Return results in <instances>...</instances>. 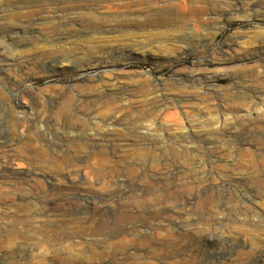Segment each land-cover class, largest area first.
<instances>
[{
  "label": "rangeland",
  "instance_id": "1",
  "mask_svg": "<svg viewBox=\"0 0 264 264\" xmlns=\"http://www.w3.org/2000/svg\"><path fill=\"white\" fill-rule=\"evenodd\" d=\"M263 150L264 0H0V264H264Z\"/></svg>",
  "mask_w": 264,
  "mask_h": 264
},
{
  "label": "bare ground",
  "instance_id": "2",
  "mask_svg": "<svg viewBox=\"0 0 264 264\" xmlns=\"http://www.w3.org/2000/svg\"><path fill=\"white\" fill-rule=\"evenodd\" d=\"M171 1V0H170ZM98 2V1H97ZM113 2V1H112ZM111 2V3H112ZM187 2V1H186ZM211 2V1H210ZM104 3H106L105 1H104ZM182 3V2H181ZM206 3V2H205ZM216 3V2H215ZM99 4V3H98ZM107 4H108V2H107ZM105 5V4H104ZM178 5V4H177ZM190 5V4H189ZM212 6V4H210L209 3V6ZM215 5V4H214ZM216 5H218V4H216ZM112 6V5H111ZM107 7H109V6H107ZM97 8H99V7H97ZM104 8V7H103ZM101 9H102V7H101ZM110 10V9H109ZM193 10V9H192ZM201 10H203V9H201ZM193 12V11H192ZM178 13V12H177ZM202 14V13H201ZM176 15V14H175ZM200 15V14H199ZM195 17V16H194ZM166 19V18H165ZM196 19V18H195ZM197 19H200V18H197ZM165 21V20H164ZM158 22V23H157ZM153 23H155V24H161V23H163V22H161V20H154L153 21ZM97 24H99V23H97ZM120 25V24H119ZM90 26V25H89ZM99 26V25H98ZM97 28V27H96ZM93 29V28H92ZM96 30V29H95ZM99 30V29H98ZM94 32V31H93ZM100 32V31H99ZM99 32H97V34L99 33ZM96 33V32H95ZM92 34H94V33H92ZM99 35V34H98ZM237 43V42H236ZM235 44V42H234V40L232 41V42H229V43H227V45H234ZM98 46V45H97ZM100 46V45H99ZM235 46V45H234ZM97 50H99V52H102L103 50H105V48H102V47H93L92 48V51L93 52H95V53H97ZM107 50V49H106ZM105 50V51H106ZM119 51V53L121 52V56L124 58V57H130L131 55H132V52H133V50H132V48H130V46H128V47H120V46H118V45H114V46H112V47H110L109 49H108V51L107 52H105V53H107V54H112V53H116V52H118ZM97 54H99V53H97ZM118 54V53H117ZM99 56H100V54H99ZM101 57V56H100ZM92 61L93 60H97V59H100L98 56H92L91 58H90ZM109 56L107 55V57H104V58H101L100 60H103V62H105V63H107L109 60ZM90 60V61H91ZM99 60V61H100ZM39 61H40V59H39ZM86 63H88V62H86ZM40 65V64H39ZM82 67V66H81ZM81 67H80V69H81ZM83 69H84V66L82 67ZM111 88V87H110ZM113 88V90L112 89H108V88H104L103 90H101L100 89V91H97V92H95V93H93L92 94V97H93V99L94 98H96V99H98V98H101V97H107L108 95H110V97H111V95H114V94H116L117 93V91H121V90H124V89H126L125 88V86H121V85H119V86H115V87H112ZM90 95V94H89ZM119 95H120V93H119ZM91 97V96H90ZM93 99H91V100H93ZM100 100V99H99ZM125 100V99H124ZM90 101V100H89ZM87 102V101H86ZM128 102V101H127ZM142 103V102H141ZM243 104L242 105H244V102H242ZM92 104V103H91ZM130 104V103H129ZM85 105V104H84ZM83 105V106H84ZM116 106V105H115ZM117 106H118V104H117ZM123 106V105H122ZM111 107V106H110ZM112 107H114V106H112ZM117 108L118 107H116V110H117ZM120 108V107H119ZM118 108V109H119ZM115 110V111H116ZM112 112H114V111H112ZM21 147V146H20ZM20 150H22V149H20ZM24 151V150H23ZM264 151V150H263ZM25 152V151H24ZM264 153V152H263ZM21 160V159H20ZM103 196V195H102ZM101 196V197H102ZM107 197V196H106ZM103 198H105V197H103ZM45 200V199H44ZM44 200H43V202H44ZM50 202V201H49ZM47 203V202H46ZM43 204V203H42ZM45 204V203H44ZM48 205V204H47ZM46 205V206H47ZM45 206V205H44ZM44 206H41V208L42 207H44ZM48 207V206H47ZM178 209V208H177ZM180 209H182V208H180ZM42 210V209H41ZM46 210V209H45ZM184 210V209H183ZM171 211H173V210H171ZM177 211V210H176ZM187 210H184V212H186ZM173 212H175V211H173ZM179 212V211H178ZM182 211L180 210V213H181ZM43 214V213H42ZM41 214V215H42ZM184 214V213H183ZM182 214V215H183ZM186 214V213H185ZM44 215V214H43ZM175 214H173V216H174ZM175 216H177V215H175ZM174 216V217H175ZM43 217V216H42ZM170 217V216H169ZM246 217V216H245ZM248 217V216H247ZM35 219V218H34ZM164 219V218H163ZM166 220V219H165ZM175 220V219H174ZM136 234V233H135ZM184 234V233H183ZM228 256V255H227ZM226 256V258H230L229 256L227 257ZM224 260V259H223ZM227 260V259H226ZM229 260V259H228ZM200 263V262H199ZM200 264H209V262H207V261H202Z\"/></svg>",
  "mask_w": 264,
  "mask_h": 264
}]
</instances>
